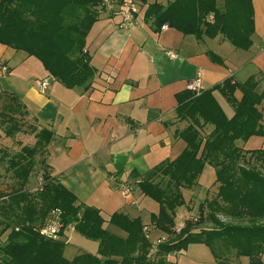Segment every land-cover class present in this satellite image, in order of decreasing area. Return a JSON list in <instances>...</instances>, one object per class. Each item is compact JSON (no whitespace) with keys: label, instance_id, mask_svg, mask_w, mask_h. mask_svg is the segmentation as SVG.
Returning <instances> with one entry per match:
<instances>
[{"label":"trees","instance_id":"16d2710c","mask_svg":"<svg viewBox=\"0 0 264 264\" xmlns=\"http://www.w3.org/2000/svg\"><path fill=\"white\" fill-rule=\"evenodd\" d=\"M105 1L0 0V44L39 60L49 76L65 88L88 91L96 70L86 42ZM144 20L156 31L167 25L197 40L222 35L243 51L253 45V0H170L166 6L153 3L147 6ZM208 55L214 63L223 65L221 58L211 52ZM259 85L257 75L243 83L230 77L197 94L187 91L177 95V119L190 123L175 136L186 143V148L176 159L149 171L137 184L144 196L159 205L158 214L151 217L152 225L168 235L157 243L154 254L140 218L115 213L105 221L98 209L79 204L71 191L51 177L45 161L43 183L36 197L23 190L35 169L36 156L46 155L45 149L53 139L50 130L38 131L34 146L23 147L8 160V169L22 190L1 197L0 236H6L0 244V264H176L169 257L192 244L206 245L217 263L233 251L236 258H248L249 264H264V175L256 168L240 165L245 155L264 163V151H246L236 144L253 136L264 137V114L258 108L264 92L259 91ZM214 91L233 107L232 118L225 115ZM237 91L241 99L236 98ZM9 120L12 124L5 130L6 136L20 131L15 118ZM208 125L213 129L204 135ZM206 164L216 171L218 193L200 205L196 221L188 220L177 232L175 210L185 204L183 190L197 185ZM219 214L249 224L224 223L218 219ZM53 216L61 224L60 237L72 226L86 239L98 242L97 253L65 258L66 242L48 239L38 231ZM106 223L126 236L114 234ZM205 223L211 227L200 228Z\"/></svg>","mask_w":264,"mask_h":264},{"label":"crops","instance_id":"0c3cea01","mask_svg":"<svg viewBox=\"0 0 264 264\" xmlns=\"http://www.w3.org/2000/svg\"><path fill=\"white\" fill-rule=\"evenodd\" d=\"M122 1L113 0L110 6L100 7L99 18L88 34L86 51L96 70L88 91L67 89L41 69L39 75L30 73L31 69L28 73L18 72L10 60L14 51L8 54L9 47L0 44V106L11 105L13 111L16 106L20 107L22 123L28 125L34 121L35 135L44 128L53 133L45 149V163L51 177L71 191L79 204L98 209L105 221L115 213L140 218L155 248L168 235L152 225L151 217L158 214L159 205L142 194L137 182L156 166L176 159L185 150L186 143L175 133L190 123L178 120L176 115L177 95L191 92L186 89L187 84L197 81L199 90L204 91L230 77L243 83L257 75L259 91L264 92V0H253L255 32L248 51L236 49L222 35L197 40L167 25H163L166 29L161 26L156 31L151 23L145 22V10L153 3L166 6L170 0H141L137 25L121 28ZM170 52L175 57H171ZM209 52L221 58L223 65L214 63ZM45 79L49 86L42 90L37 82ZM213 95L225 115L232 118L233 107L219 91H214ZM235 96L241 99V92L237 91ZM258 108L264 114V101ZM7 116L8 120L21 118L12 113ZM8 120L4 126V120H0V195L8 194L10 189L12 177L8 160L23 147H30L25 142L18 150L12 146V137L2 130L9 125ZM212 129L213 126L208 125L203 131L207 134ZM236 144L246 151H264V137L253 136ZM207 168L208 164L197 180V185L201 184L202 177L211 181L212 187L204 201L218 186L214 177L216 171L205 174ZM122 183L134 186L132 196L120 193L118 187ZM191 199L189 202L185 199V207L191 206ZM198 215L199 212L195 216L186 214L179 223L197 219ZM105 227L114 234L126 236L107 223ZM179 227L175 219L174 230ZM71 232L76 233L69 226L60 237L66 242L64 256L68 260L74 258L67 249ZM88 244L93 246L92 253H84L96 254L99 244ZM179 255L173 254L169 259L179 264L176 261ZM242 258L246 257L239 258L240 264ZM214 261L218 264L216 259ZM245 264H249V260Z\"/></svg>","mask_w":264,"mask_h":264},{"label":"rangeland","instance_id":"374dc122","mask_svg":"<svg viewBox=\"0 0 264 264\" xmlns=\"http://www.w3.org/2000/svg\"><path fill=\"white\" fill-rule=\"evenodd\" d=\"M4 46H6V45H4ZM9 48H8V51H9L8 54H11L12 51H14L13 52L14 54L11 55L10 60H11V63L13 64L12 66H14V68L18 72L22 71L24 73L25 72L28 73L29 69H31L30 73H35V74L39 75L40 69H41V71H43V70L46 71L43 68L42 64L39 62V60H37L36 58L28 56V54L24 51H17L11 47H9ZM24 59L26 60L25 65H23ZM33 80L34 79H32V81ZM2 107H4V106H0V111H2L1 113H3L0 120H1V122L4 120V122H2L3 123L2 126H4L7 123L6 122V120H8L7 119L8 118L7 113L8 114H11V113L17 114V115L21 116V118L20 117L15 118V121L17 122V124L20 127V131L11 136L12 138H11L10 143H12V146H14L16 148V150H18L20 148V146L23 144V142L27 143V145L30 147L34 146L36 143V136H34V135L37 132V127L34 126V121H32L31 123L28 122V125H27V123H22L23 113H22V111H20L21 109L18 106H16L15 111L11 110L12 109L11 105H9L5 108H2ZM8 122H9V125L7 127H9L12 124V122L10 120H8ZM23 128H25V130H23ZM5 129H7V128H3L2 130L5 131ZM202 133L205 135L206 131H203ZM45 156L46 155H44V154H39L36 156V158H35V161H36L35 169L32 172V175L29 178V181L23 187V190L26 191V193H28L29 195H31L33 197H36V194L40 190L41 185L43 183L42 161L46 160ZM240 165L247 167V168H256L258 171H260L264 175V163H262L260 161H256L252 158H249V155H245L243 157ZM203 171H204V169H203ZM203 171H202V173H203ZM212 173L213 174L215 173V169L211 165L208 164V168H207L205 174H212ZM10 177H12V179H10L11 183H10V189L8 188L9 192H8V194L7 193L3 194L5 196V198L7 196L9 197V195H12V194L22 190V187L20 186L17 179L13 178L14 174L12 172L10 174ZM214 177H216L215 174H214ZM200 183L201 184L196 185L195 187L186 190L185 194L183 195L184 200L187 199L186 201L189 202L190 198H192L191 199L192 202H191V206L185 207L184 206L185 204H184V205H182L176 209L175 219L177 220L178 227L181 224L185 223L184 221H181L179 223V219L184 217L186 214H189L191 216L197 215V213L199 212L200 204H202L204 202V198L207 196L208 190L212 187L211 181H207L205 179L203 180V177H202V180ZM217 193H218V186H216L210 192L209 200L215 198ZM3 203L4 202H2V203L0 202V205ZM206 214H208L207 211H206ZM196 218H198V217H196ZM218 219H220V221H222L224 223H229V224H233V225L249 224V222H247V220L230 219L229 217L225 216L224 214H219ZM191 220H193V219H191ZM262 222H264V220H262ZM205 227H211V224L205 223L200 228H205ZM2 229H3V225L0 222V231ZM4 236H6V234ZM3 239L5 240L4 237L2 238V236H0V244H3ZM88 243H91V245H96L98 242L88 240L77 232L76 233L71 232L70 243L68 244V248H67L71 252L69 254V256L71 258H73V257L75 258L77 254H82L84 252H91L92 253L91 247H93V246H90V244H88ZM65 247H67V245H65ZM218 247H219V249L222 248V246H220V245H218ZM95 251H96V249H95ZM97 251H98V246H97ZM154 252H155V248L153 247L152 253L154 254ZM214 259H215L214 254L206 245H204V244H192L188 247V249L186 251H183L182 253H180V255L177 257L176 261H178L179 264H215ZM247 260L248 259H246V258H242L241 264H245ZM262 261L264 263V254L262 256ZM218 264H240V262H239V258L235 257L233 251H230L228 253V258L226 257V259L221 260Z\"/></svg>","mask_w":264,"mask_h":264},{"label":"built area","instance_id":"2783aa9c","mask_svg":"<svg viewBox=\"0 0 264 264\" xmlns=\"http://www.w3.org/2000/svg\"><path fill=\"white\" fill-rule=\"evenodd\" d=\"M113 0H106L104 2L103 6H110L112 4ZM140 2L141 0H123L122 4L120 6V15H121V22L119 23V26L121 28H133L137 25V16L140 13ZM167 26H163L162 29H166ZM169 55L171 57H175V55L170 52ZM37 85L42 90H45L49 86L48 79H45L43 81H38ZM186 89L197 94L201 90H199L198 82L194 81L186 85ZM140 181V180H139ZM137 182V184L139 183ZM119 191L120 193L125 197H130L134 193V186L122 183L119 185ZM0 197H5L0 195ZM4 198H0V201ZM193 221H196V219H193ZM185 226V223L181 224L180 227L177 229V232H180L181 229H183ZM39 233L52 240H58L60 239V231H61V224L58 222L56 218H50L42 227L38 229Z\"/></svg>","mask_w":264,"mask_h":264}]
</instances>
